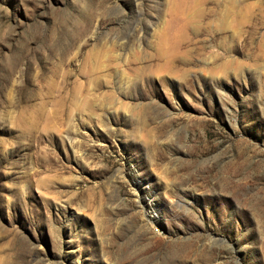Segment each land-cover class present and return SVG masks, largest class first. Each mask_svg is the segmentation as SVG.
Masks as SVG:
<instances>
[{"label":"rangeland","instance_id":"obj_1","mask_svg":"<svg viewBox=\"0 0 264 264\" xmlns=\"http://www.w3.org/2000/svg\"><path fill=\"white\" fill-rule=\"evenodd\" d=\"M0 264H264V0H0Z\"/></svg>","mask_w":264,"mask_h":264}]
</instances>
